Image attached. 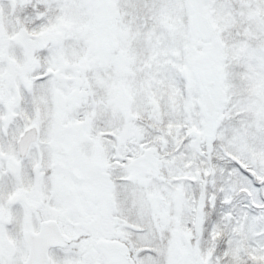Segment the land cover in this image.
Instances as JSON below:
<instances>
[{
	"label": "snow or ice",
	"instance_id": "6c2138e0",
	"mask_svg": "<svg viewBox=\"0 0 264 264\" xmlns=\"http://www.w3.org/2000/svg\"><path fill=\"white\" fill-rule=\"evenodd\" d=\"M0 264H264V0H0Z\"/></svg>",
	"mask_w": 264,
	"mask_h": 264
}]
</instances>
